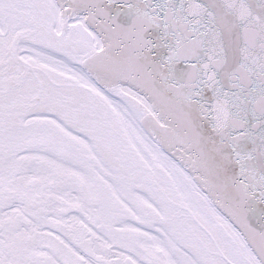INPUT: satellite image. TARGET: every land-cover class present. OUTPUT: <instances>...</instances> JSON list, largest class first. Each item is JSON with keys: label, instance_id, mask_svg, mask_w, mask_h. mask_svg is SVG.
<instances>
[{"label": "snow or ice", "instance_id": "1", "mask_svg": "<svg viewBox=\"0 0 264 264\" xmlns=\"http://www.w3.org/2000/svg\"><path fill=\"white\" fill-rule=\"evenodd\" d=\"M0 264H264V0H0Z\"/></svg>", "mask_w": 264, "mask_h": 264}]
</instances>
